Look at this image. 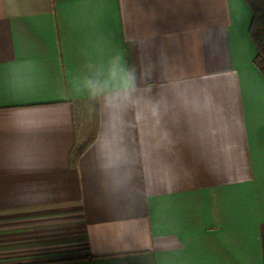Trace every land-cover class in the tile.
I'll list each match as a JSON object with an SVG mask.
<instances>
[{
	"label": "crops",
	"instance_id": "obj_1",
	"mask_svg": "<svg viewBox=\"0 0 264 264\" xmlns=\"http://www.w3.org/2000/svg\"><path fill=\"white\" fill-rule=\"evenodd\" d=\"M251 19L244 0H0V264H264ZM117 59L127 99L77 91Z\"/></svg>",
	"mask_w": 264,
	"mask_h": 264
},
{
	"label": "clouds",
	"instance_id": "obj_2",
	"mask_svg": "<svg viewBox=\"0 0 264 264\" xmlns=\"http://www.w3.org/2000/svg\"><path fill=\"white\" fill-rule=\"evenodd\" d=\"M9 73L12 86L16 91L21 94H28L35 90L38 70L31 62H22L13 66L9 70ZM76 89L78 92H86L89 96H97L101 93L111 91L116 93L118 98L127 99L133 89V77L130 72L125 71V69L119 65L117 59L111 62L107 79L101 81L99 79V73L84 74L77 78ZM147 107L149 108L151 116L155 117L158 114L157 106L149 104ZM19 122L22 127H36L39 124L36 114L31 113H21ZM105 148L106 145L102 144V152ZM122 158V154H110L107 162L102 166L105 169L114 168L118 166Z\"/></svg>",
	"mask_w": 264,
	"mask_h": 264
},
{
	"label": "trees",
	"instance_id": "obj_3",
	"mask_svg": "<svg viewBox=\"0 0 264 264\" xmlns=\"http://www.w3.org/2000/svg\"><path fill=\"white\" fill-rule=\"evenodd\" d=\"M251 12L249 36L256 48L253 61L257 70L264 74V0H244Z\"/></svg>",
	"mask_w": 264,
	"mask_h": 264
}]
</instances>
